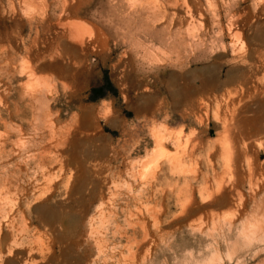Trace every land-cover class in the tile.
I'll return each mask as SVG.
<instances>
[{
  "label": "rangeland",
  "instance_id": "1",
  "mask_svg": "<svg viewBox=\"0 0 264 264\" xmlns=\"http://www.w3.org/2000/svg\"><path fill=\"white\" fill-rule=\"evenodd\" d=\"M0 144V264H264V0H0Z\"/></svg>",
  "mask_w": 264,
  "mask_h": 264
},
{
  "label": "bare ground",
  "instance_id": "2",
  "mask_svg": "<svg viewBox=\"0 0 264 264\" xmlns=\"http://www.w3.org/2000/svg\"><path fill=\"white\" fill-rule=\"evenodd\" d=\"M166 3V2H165ZM178 4H180V3H178ZM161 5V4H160ZM146 6V5H145ZM154 7H156V6H154ZM162 7V6H161ZM178 7V6H177ZM190 7V6H189ZM173 8V7H172ZM164 9V8H163ZM182 10V9H181ZM188 11V10H187ZM180 12V11H179ZM191 12H192V10H191ZM154 13V12H153ZM165 14H166V12H165ZM201 15V14H200ZM178 16V15H177ZM182 17V16H181ZM189 17V16H188ZM195 17V16H194ZM165 18V17H164ZM190 18V17H189ZM198 18V17H197ZM174 19H175V17H174ZM177 19V18H176ZM185 19V18H184ZM200 19V18H199ZM183 21V20H182ZM161 22V21H160ZM177 22V21H176ZM186 22V21H185ZM65 23V22H64ZM71 23V22H70ZM77 23V22H76ZM79 23V22H78ZM85 23V22H84ZM152 23V22H151ZM68 24V23H67ZM74 25H76V24H74ZM78 25V24H77ZM183 25V24H182ZM68 27V26H67ZM80 27V26H79ZM81 27H82V25H81ZM83 29H84V27H82ZM92 28V26L90 27V28H88V29H91ZM74 29L76 30V31H79V29L77 28V27H74ZM83 29H81V30H83ZM87 29V32L89 33V30ZM94 29V28H93ZM92 29V30H93ZM95 30V29H94ZM93 30V31H94ZM82 32V31H81ZM91 33H92V31H91ZM94 33V32H93ZM100 33H101V31H100ZM86 33H84V35H85ZM81 35V34H80ZM83 35V37H84V39H85V36ZM89 35V34H88ZM73 36V35H72ZM77 36H79V35H77ZM71 37V36H70ZM82 37V38H83ZM91 37V36H90ZM92 37H94V35L92 36ZM74 38H75V36H74ZM81 40H82V38L81 37H79ZM78 38V39H79ZM88 38V37H87ZM62 39V38H61ZM61 39H60V41H61ZM65 39V38H64ZM75 39H77V38H75ZM74 39V40H75ZM77 39V40H78ZM63 40V39H62ZM76 40V41H77ZM80 40V42H83V41H81ZM91 41V40H90ZM79 42V43H80ZM73 43H75V42H73ZM87 43V42H86ZM92 45V44H91ZM95 46H97V45H95ZM94 46V47H95ZM76 47V46H75ZM82 47V46H81ZM83 49V48H82ZM81 49V50H82ZM95 49V48H94ZM109 49V48H108ZM78 50V49H77ZM122 58V57H121ZM82 59H84V58H82ZM122 60V59H121ZM122 62V61H121ZM180 62H182V61H180ZM179 62V63H180ZM121 65V64H120ZM116 66V65H115ZM118 66V65H117ZM124 66H126L125 64H124ZM132 67H133V65H132ZM123 68H125V67H123ZM133 69H134V67H133ZM124 70V69H123ZM124 72V71H123ZM212 87V86H211ZM47 94V93H46ZM49 95H51V94H49ZM47 96V95H46ZM202 105V104H201ZM203 107V106H202ZM201 119V118H200ZM229 128V127H228ZM228 131H229V129H228ZM194 133V132H193ZM229 133H231V131L229 132ZM179 134V133H178ZM180 134H181V132H180ZM192 134V133H191ZM198 134V133H197ZM227 134H228V132H227ZM179 136V135H178ZM230 136V135H229ZM229 136H227V137H229ZM232 137V136H231ZM230 137V138H231ZM176 139V138H175ZM197 139V138H196ZM222 140V139H221ZM228 140H229V138H228ZM177 141V140H176ZM179 142V141H178ZM230 142V141H229ZM163 144V143H162ZM197 144V143H196ZM227 144V143H226ZM231 144H233V143H231ZM1 145V144H0ZM164 145V144H163ZM230 145V144H229ZM234 145V144H233ZM2 146V145H1ZM232 146V145H231ZM220 147V146H219ZM193 148V147H192ZM235 148V147H234ZM183 150H185V149H183ZM220 150V149H219ZM235 150V149H234ZM224 151H225V154L227 155V157H229L230 156V149H229V146L228 145H225V149H224ZM0 154H2V153H0ZM211 155V154H210ZM1 157V156H0ZM42 158V157H41ZM233 159V161H234V158H232ZM238 159V158H237ZM44 161H45V159H44ZM233 161H231L232 163H234ZM40 163V162H39ZM43 165V164H42ZM227 166V165H226ZM230 166H231V164H230ZM233 167H234V165H232ZM136 169V168H135ZM141 169V168H140ZM233 169V168H232ZM233 171V173L235 174V172H234V170H232ZM230 172V171H229ZM238 172V171H237ZM233 173H232V175H233ZM233 177V176H232ZM235 179V178H234ZM232 181V180H231ZM234 181V180H233ZM232 181V182H233ZM139 184V183H138ZM232 184V183H231ZM208 186H206V188H207ZM132 189V188H131ZM222 189H223V186H222ZM133 190V189H132ZM203 190V189H202ZM218 191V190H217ZM173 192V191H172ZM222 192V191H221ZM220 192V193H221ZM211 193V192H210ZM214 193V192H213ZM222 194V193H221ZM217 195V194H216ZM213 196V195H212ZM220 198V197H219ZM211 199V198H210ZM170 200V199H169ZM222 199H220V201H221ZM215 201H216V199H215ZM192 202V201H191ZM107 203V202H106ZM240 204V203H239ZM193 205V204H192ZM165 208V207H164ZM194 208V207H193ZM187 209H189V208H187ZM195 209V208H194ZM163 211V210H162ZM190 211V210H189ZM184 212V211H183ZM186 212V211H185ZM160 213H162V212H160ZM160 213H158V214H160ZM167 214V213H166ZM181 214V213H180ZM184 214V213H183ZM186 215V214H185ZM179 216V215H178ZM187 216V215H186ZM177 217V216H176ZM146 219H147V217H146ZM162 219V218H161ZM145 223V222H144ZM162 223V222H161ZM147 224V223H146ZM145 224V225H146ZM150 234V233H149ZM148 234V232H147V238H149L151 235H149ZM149 235V236H148ZM145 237V236H144ZM155 242V241H154ZM143 243H145V241L143 242ZM143 243H141V244H143ZM140 244V245H141ZM151 244H152V242H151ZM139 245V246H140ZM151 246V245H150ZM153 246V245H152ZM153 247H151V249H152ZM138 249V248H137ZM137 255V254H136ZM135 256V255H134ZM136 259V258H135ZM138 259V258H137ZM136 262V261H135ZM129 264V263H128Z\"/></svg>",
  "mask_w": 264,
  "mask_h": 264
},
{
  "label": "trees",
  "instance_id": "3",
  "mask_svg": "<svg viewBox=\"0 0 264 264\" xmlns=\"http://www.w3.org/2000/svg\"><path fill=\"white\" fill-rule=\"evenodd\" d=\"M104 79H105V82L107 83V78L105 77ZM97 91H98V90H94V93H96ZM101 96H103V94H97V95L94 96V97H95V98H97V97L99 98V97H101ZM95 98H94V99H95Z\"/></svg>",
  "mask_w": 264,
  "mask_h": 264
}]
</instances>
